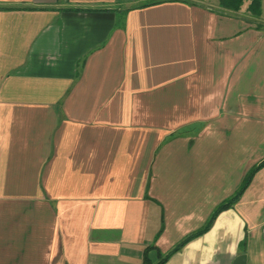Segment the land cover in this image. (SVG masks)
I'll use <instances>...</instances> for the list:
<instances>
[{"label":"crops","instance_id":"obj_1","mask_svg":"<svg viewBox=\"0 0 264 264\" xmlns=\"http://www.w3.org/2000/svg\"><path fill=\"white\" fill-rule=\"evenodd\" d=\"M263 3L0 0V264H155L203 228L264 160ZM241 254L264 165L164 264Z\"/></svg>","mask_w":264,"mask_h":264},{"label":"trees","instance_id":"obj_2","mask_svg":"<svg viewBox=\"0 0 264 264\" xmlns=\"http://www.w3.org/2000/svg\"><path fill=\"white\" fill-rule=\"evenodd\" d=\"M245 0H220V5L222 7H226L228 9H234V10H239L243 4ZM248 9L251 11V13L255 14V15H259L261 13V0H250V4L248 6ZM264 165V160L255 165L247 174L246 178L244 179L242 185L239 187V189L236 191V193L231 196L230 198L224 200L223 202H221L215 209L214 213L209 217L208 221L206 222V224L204 225L203 228L192 232L190 235H188L183 241H181L179 244H177V246H175L166 257H162L160 258V260L158 262H156L155 264H164L167 259L170 257L171 253H174L175 251H178L185 243H187L189 240L198 237L199 235H202L203 233H205L206 231H208L215 219L218 217V215L225 210L226 208L232 206L235 202L238 201V199L240 198V196L243 194V192L245 191L246 187L250 184L254 174L256 173V171L258 169H260L262 166ZM144 264H152L149 257L146 256L145 257V261Z\"/></svg>","mask_w":264,"mask_h":264},{"label":"water","instance_id":"obj_3","mask_svg":"<svg viewBox=\"0 0 264 264\" xmlns=\"http://www.w3.org/2000/svg\"><path fill=\"white\" fill-rule=\"evenodd\" d=\"M233 264H247V255L246 254H241L239 255Z\"/></svg>","mask_w":264,"mask_h":264},{"label":"rangeland","instance_id":"obj_4","mask_svg":"<svg viewBox=\"0 0 264 264\" xmlns=\"http://www.w3.org/2000/svg\"><path fill=\"white\" fill-rule=\"evenodd\" d=\"M249 1V0H248ZM263 5H264V3H263ZM263 9H264V7H263ZM198 211V210H197ZM197 211H195V212H197ZM202 212H203V210H201ZM202 212H201V214H202ZM197 215V214H196ZM185 225H187V224H189V223H184ZM189 227H194V223H193V221L190 223V226ZM171 236V231L170 232H168V238ZM170 239H171V237H170ZM176 242H177V239L175 240Z\"/></svg>","mask_w":264,"mask_h":264}]
</instances>
